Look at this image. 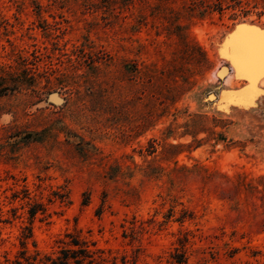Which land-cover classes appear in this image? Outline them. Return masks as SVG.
<instances>
[{"label": "rangeland", "instance_id": "1", "mask_svg": "<svg viewBox=\"0 0 264 264\" xmlns=\"http://www.w3.org/2000/svg\"><path fill=\"white\" fill-rule=\"evenodd\" d=\"M213 1L0 0V264H264V75L225 45L264 12Z\"/></svg>", "mask_w": 264, "mask_h": 264}, {"label": "trees", "instance_id": "2", "mask_svg": "<svg viewBox=\"0 0 264 264\" xmlns=\"http://www.w3.org/2000/svg\"><path fill=\"white\" fill-rule=\"evenodd\" d=\"M208 11H216L218 14H223V12L228 9L232 12L229 14L230 18H236L240 15L245 16L253 9L260 7L261 9L255 12L257 15H261L264 12V0H215L209 6L200 5L203 11L206 9ZM35 212H30L32 216ZM66 237L70 238L64 242L58 250V254L52 258L49 256H44V258H37L38 253L34 255L26 254L25 250L19 252L17 256L10 264H100L98 258H96L95 251L88 247L87 242L80 238L75 233H66ZM25 241H21L23 246ZM45 260V262L43 261ZM175 262L178 264H187L184 256L181 253L175 255Z\"/></svg>", "mask_w": 264, "mask_h": 264}, {"label": "snow or ice", "instance_id": "3", "mask_svg": "<svg viewBox=\"0 0 264 264\" xmlns=\"http://www.w3.org/2000/svg\"><path fill=\"white\" fill-rule=\"evenodd\" d=\"M257 47L260 52L258 63L255 56ZM238 55L240 57L238 74L239 71L247 72L249 79H254L256 75H264V32L259 33L258 38L252 35L242 37Z\"/></svg>", "mask_w": 264, "mask_h": 264}, {"label": "water", "instance_id": "4", "mask_svg": "<svg viewBox=\"0 0 264 264\" xmlns=\"http://www.w3.org/2000/svg\"><path fill=\"white\" fill-rule=\"evenodd\" d=\"M264 32V29L252 26V25H240L236 28V30L232 33V35L229 36L227 39L225 45H226V53L227 55L232 59L233 64L238 72V63L240 60V57L238 55V48L241 43V38L246 35H252L256 36L258 38L259 33ZM257 63L259 62L260 52L259 48L257 47L255 52ZM239 74L241 76L248 78V73L244 71H239ZM262 75H256L254 79H249L251 82L255 81L257 78H259Z\"/></svg>", "mask_w": 264, "mask_h": 264}]
</instances>
